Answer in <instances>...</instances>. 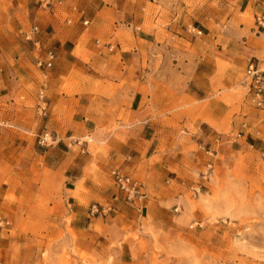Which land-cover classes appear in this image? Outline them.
Wrapping results in <instances>:
<instances>
[{"label": "crops", "instance_id": "crops-1", "mask_svg": "<svg viewBox=\"0 0 264 264\" xmlns=\"http://www.w3.org/2000/svg\"><path fill=\"white\" fill-rule=\"evenodd\" d=\"M190 10L199 12L193 26L182 20ZM263 13L264 0H0V220L10 219L17 205L9 200L17 195L13 170L34 152L67 181V214L76 231L92 226L94 206L105 209L100 217L127 223L150 218L163 225L182 217L185 195L196 187L189 174L212 168L232 150L225 131L264 121V72L262 106L248 94L238 107L213 100L183 120L188 130L179 146L172 118L146 115L153 99L145 103L138 91L141 49L166 19L170 39L187 44V31L195 45L205 38L207 49L197 56L208 52L219 66L220 94L232 93L242 88L251 61L264 67V28L257 24ZM97 98L117 106L119 115L95 120L90 109ZM187 99L203 107L197 93ZM113 122L119 127L111 130ZM35 138H46L39 145L47 150L32 151ZM114 171L139 184L133 202L119 192Z\"/></svg>", "mask_w": 264, "mask_h": 264}, {"label": "rangeland", "instance_id": "rangeland-1", "mask_svg": "<svg viewBox=\"0 0 264 264\" xmlns=\"http://www.w3.org/2000/svg\"><path fill=\"white\" fill-rule=\"evenodd\" d=\"M198 14L190 10L182 20L193 26ZM166 22L160 21L162 30L156 40L151 38L141 49L138 91L145 103L153 99L146 115L172 118L171 126L180 131L179 146H183L188 130L183 120L206 111L213 100L238 107L253 93L246 71L242 88L221 95L218 64L208 52L197 56V51L207 49L205 38L195 45L196 37L187 31V44L170 39L163 29ZM195 93L204 100L202 108L187 99ZM129 99L124 93V106ZM102 104L93 99L90 111L95 120L102 113L115 116L121 111ZM111 126L112 130L119 124ZM224 134L232 150L214 159L212 168L203 166L189 174L196 187L185 195V212L163 225L150 218L127 223L111 215L106 220L105 214L98 213L87 231H76L67 214V181L40 152H34L24 166L13 170L17 195L9 200L17 205L10 219L0 220V264H264V121L230 126ZM35 139L32 151L47 150L39 145L41 139Z\"/></svg>", "mask_w": 264, "mask_h": 264}, {"label": "built area", "instance_id": "built-area-1", "mask_svg": "<svg viewBox=\"0 0 264 264\" xmlns=\"http://www.w3.org/2000/svg\"><path fill=\"white\" fill-rule=\"evenodd\" d=\"M257 24L264 28V13L257 18ZM51 66V64H49ZM264 72V67H262L258 61H251L247 67V77L250 80V90L253 93L254 96V102L258 106H262L263 100V88L261 87V74ZM41 145H45L48 143V140L46 138L42 139L40 141ZM115 181V185L118 188L119 192L126 194L127 201L133 202L135 199L138 198V188L139 184L135 181H133L128 176L124 175L120 171H114L112 173ZM105 209L102 208V211L97 206H94L91 213L92 214H98L101 212H104Z\"/></svg>", "mask_w": 264, "mask_h": 264}]
</instances>
